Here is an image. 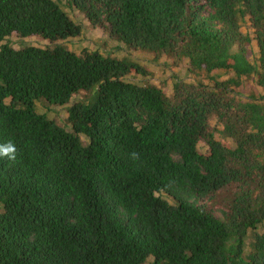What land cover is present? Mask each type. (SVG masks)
I'll list each match as a JSON object with an SVG mask.
<instances>
[{
    "label": "trees",
    "instance_id": "obj_1",
    "mask_svg": "<svg viewBox=\"0 0 264 264\" xmlns=\"http://www.w3.org/2000/svg\"><path fill=\"white\" fill-rule=\"evenodd\" d=\"M66 4L186 75L165 93L57 43L81 26L53 0H0V264H264V0Z\"/></svg>",
    "mask_w": 264,
    "mask_h": 264
},
{
    "label": "rangeland",
    "instance_id": "obj_2",
    "mask_svg": "<svg viewBox=\"0 0 264 264\" xmlns=\"http://www.w3.org/2000/svg\"><path fill=\"white\" fill-rule=\"evenodd\" d=\"M53 1L75 23H78L81 26V32L77 37L57 42L63 45L70 52L80 54L82 51H97L102 55H110L116 58H126L127 60L139 63L150 72L149 81L161 88L165 93L170 92L174 77H185L186 73L184 69V63H181L177 67H172V65L166 59L154 61L149 54L128 49L124 45L116 42L113 38L109 37L107 32L104 30L99 28H91L80 13L66 4V0ZM6 43L12 49H19L25 46L44 47L49 45L46 40L37 36L22 38L18 37L17 35H11L7 37ZM225 78L226 75H223V77L220 79ZM80 94L83 95L84 93ZM65 107L67 106H48L47 108L46 106H42L39 103L34 104V109L38 114H44L47 119H52L58 124H62L65 121ZM199 149L201 152L204 151L200 145Z\"/></svg>",
    "mask_w": 264,
    "mask_h": 264
},
{
    "label": "clouds",
    "instance_id": "obj_3",
    "mask_svg": "<svg viewBox=\"0 0 264 264\" xmlns=\"http://www.w3.org/2000/svg\"><path fill=\"white\" fill-rule=\"evenodd\" d=\"M136 155L133 153V156ZM0 158H7L9 161L16 160V147L12 142L0 144Z\"/></svg>",
    "mask_w": 264,
    "mask_h": 264
}]
</instances>
